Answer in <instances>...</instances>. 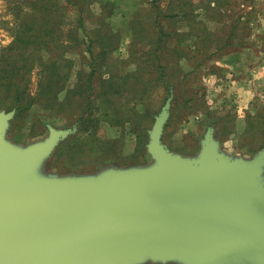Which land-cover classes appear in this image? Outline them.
<instances>
[{"label":"rangeland","instance_id":"374dc122","mask_svg":"<svg viewBox=\"0 0 264 264\" xmlns=\"http://www.w3.org/2000/svg\"><path fill=\"white\" fill-rule=\"evenodd\" d=\"M42 1L0 0V54L9 58L12 46L17 47V54L32 51L20 47L15 37L19 24L31 21L24 14ZM170 1L58 0L63 6L58 25L68 50L48 48L50 53L42 54L58 58L59 74L71 67L69 80L53 98L41 96L38 89L43 67L36 59L29 80L31 93L36 97L28 110L12 113L2 135L6 144L24 152L52 144L49 152L24 172V180L100 178L110 171L154 168L157 159L149 151L151 133L168 100L169 116L162 142L170 151L198 159L208 133L217 142L220 154L227 158L250 160L264 149V0H213L210 4L216 9L209 14V0H193L188 7L189 16L194 24L196 18H202L199 25L208 32L214 31L204 46V50L214 54L191 76L186 96L175 97L176 92L168 93L163 82L156 81L143 106L118 98L122 110H128L125 119L129 120L115 124L100 120L102 125L97 132L83 130L82 123L88 117L78 120L86 103L79 100L80 95L71 93L73 96L65 97L66 90H76L74 83L80 77H91L86 80L87 85L99 84L102 76L135 69L144 32H159V27H155L157 7L167 14L179 10L175 6H180L181 1L172 2L174 10ZM41 21L33 20L37 26ZM169 22L171 28H187L180 16ZM227 37H232L229 45ZM59 52L61 57H57ZM63 56L71 60V66H64ZM9 94L0 83V114L14 110ZM190 96L194 98L187 101ZM57 132L62 134L56 137ZM259 182L264 187V168Z\"/></svg>","mask_w":264,"mask_h":264},{"label":"water","instance_id":"95a60500","mask_svg":"<svg viewBox=\"0 0 264 264\" xmlns=\"http://www.w3.org/2000/svg\"><path fill=\"white\" fill-rule=\"evenodd\" d=\"M169 107L151 133L154 168L34 182L23 174L52 144L13 149L2 135L15 110L1 113L0 264H264V149L227 158L208 133L200 157L187 159L162 142Z\"/></svg>","mask_w":264,"mask_h":264},{"label":"trees","instance_id":"16d2710c","mask_svg":"<svg viewBox=\"0 0 264 264\" xmlns=\"http://www.w3.org/2000/svg\"><path fill=\"white\" fill-rule=\"evenodd\" d=\"M174 1H170L173 10L172 2ZM179 1H181L180 6H175L179 10L170 14L164 13L162 7H157L155 27H159V32L158 34L155 31L144 32L146 36L142 34L145 37L141 38L143 43L138 46V58L135 69H131L126 73L116 72L106 77L102 76L99 84L91 82L90 85H87L85 82L86 80L89 81L91 77H80L74 83L76 90L73 91L71 88L66 90L65 97H69V94L73 93L80 95L82 98L79 100L86 103L84 114L78 120L80 122L86 119V116L88 117L87 122L82 123L84 131L89 133L97 132L102 125L100 120L112 124L122 120H129L125 119L127 118L125 115L128 110L126 108L122 110V106L119 103L120 99L118 100V98L129 99L137 102V105L141 103L143 106L152 88L156 85V81H162V85L165 86L168 93L169 90L176 92L175 97L186 96L185 91L187 83L190 81L189 79L214 54V51L209 54L210 52L208 53L204 50L205 42L210 39L214 31L208 32L199 25L203 23L202 18H199L200 20L196 18L195 24L193 23V18L188 13V7L193 3V0L189 3L186 0ZM212 1L209 0V6L206 7L208 14L216 9L215 5L212 6L210 4ZM62 8L63 6L58 0L56 2L55 0H43L40 4H34L31 12L27 13V15L24 14L26 18L31 20V23L22 22L19 24L20 28L15 37V41H20V47H27L26 49L30 48L32 51L24 50V53L17 54L15 53V48L17 47L12 46L9 48L11 52L8 56L9 58L3 53L0 54V83L6 87L8 93L10 92L9 96L13 98L12 100L15 104L12 109L17 112L28 110L36 97L32 95L29 83L30 75L35 68L36 59L38 65L42 64L43 67L38 89V93L41 96L46 99L53 98L60 89L66 86L65 83L69 80L71 67L59 74L58 72L60 71L56 69L58 58L50 59L46 55L50 53L48 48H53L57 51L59 49L68 50V46L63 40L62 30H60L61 25H58L60 17H63V13L60 11ZM160 12L163 14L161 15ZM177 16L181 17V21L187 27L185 30L170 27L171 23L169 20ZM167 18L169 20L165 22ZM34 19L35 21L40 19L42 23L37 26L33 22ZM166 23L169 26H165ZM231 38H226L227 45L231 43ZM187 40H190V42L186 43ZM219 48L220 46H218ZM42 52L48 53L44 55ZM103 52L101 51L99 55L102 56ZM61 56L59 52L57 57ZM44 59L46 62H44ZM64 60L66 62L64 66H71L69 58L64 57ZM96 88L98 90L95 93ZM73 94L71 95L73 96ZM98 97L99 102H97ZM114 98L117 99L114 100ZM193 98L194 96H190L187 101ZM94 109L99 111L97 112ZM256 116L260 115L257 114Z\"/></svg>","mask_w":264,"mask_h":264},{"label":"crops","instance_id":"0c3cea01","mask_svg":"<svg viewBox=\"0 0 264 264\" xmlns=\"http://www.w3.org/2000/svg\"><path fill=\"white\" fill-rule=\"evenodd\" d=\"M253 260L258 261L259 259L252 258V259H249L248 261L236 262V263L232 262L230 264H254L250 262ZM120 264H187V263L179 258H161V257L147 256L145 258H142L141 260L120 263Z\"/></svg>","mask_w":264,"mask_h":264}]
</instances>
